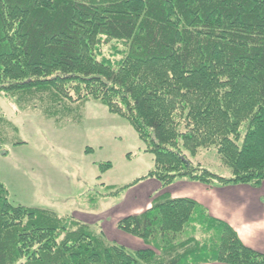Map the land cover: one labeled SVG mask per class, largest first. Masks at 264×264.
<instances>
[{"label": "trees", "instance_id": "obj_1", "mask_svg": "<svg viewBox=\"0 0 264 264\" xmlns=\"http://www.w3.org/2000/svg\"><path fill=\"white\" fill-rule=\"evenodd\" d=\"M105 44L120 58L98 61ZM0 95L20 106L47 101L43 113L55 121L59 107L90 100L124 120L153 167L120 190L148 179L164 189L181 179L259 188L264 0H0ZM17 133L0 115V152L23 143ZM211 148L230 178L193 165ZM116 229L144 248L128 251L72 216L13 205L0 182V264H264V252L227 223L166 192Z\"/></svg>", "mask_w": 264, "mask_h": 264}, {"label": "rangeland", "instance_id": "obj_2", "mask_svg": "<svg viewBox=\"0 0 264 264\" xmlns=\"http://www.w3.org/2000/svg\"><path fill=\"white\" fill-rule=\"evenodd\" d=\"M118 48L123 49L121 44ZM100 51L96 57L100 62L120 58L113 56L111 44L101 45ZM83 104L59 107V119L55 121L43 113V107L49 106L47 101L20 106L0 95V115L16 127L14 138L23 142L2 148L0 182L13 205L75 216L95 230L106 231L109 241L133 252L137 247L130 240L140 239L117 230L112 215L121 219L137 207L148 209L146 198H155L166 188L154 190L155 183L143 180L120 190L147 174L153 167V156L143 153V144L124 120L109 114L97 101ZM191 160L219 177H231L215 149L199 150ZM105 163L111 168L102 173L99 166ZM118 190L116 195L106 196Z\"/></svg>", "mask_w": 264, "mask_h": 264}, {"label": "crops", "instance_id": "obj_3", "mask_svg": "<svg viewBox=\"0 0 264 264\" xmlns=\"http://www.w3.org/2000/svg\"><path fill=\"white\" fill-rule=\"evenodd\" d=\"M146 181L155 183L154 190L161 188L154 179ZM164 191L172 198H188L195 201L207 211L209 216L227 223L246 247L256 252H264V182L259 188L241 184L215 185L209 188L200 183L181 179ZM153 199L151 195L146 198L145 206L148 209ZM140 208L137 207L127 215H139L147 210L144 207L142 210ZM138 209L139 211H137ZM112 216L111 222L114 225L119 219L115 218L116 215ZM99 220L96 219V221ZM111 227L113 228L112 225ZM114 233L112 232L111 235ZM105 234L108 235L106 231ZM130 243L136 246L137 250L144 248V244L140 240H130Z\"/></svg>", "mask_w": 264, "mask_h": 264}]
</instances>
